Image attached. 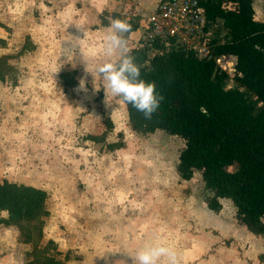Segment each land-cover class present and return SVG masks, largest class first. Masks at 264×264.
Returning a JSON list of instances; mask_svg holds the SVG:
<instances>
[{
    "label": "rangeland",
    "instance_id": "374dc122",
    "mask_svg": "<svg viewBox=\"0 0 264 264\" xmlns=\"http://www.w3.org/2000/svg\"><path fill=\"white\" fill-rule=\"evenodd\" d=\"M89 1L0 0V182L47 192L40 245L64 264H132L131 255L156 243L181 264H264V232L241 223L228 198L211 210L198 170L182 177L184 140L134 128L126 103L107 98L95 73L107 59L110 21L147 14L154 0L138 9L111 1L102 11L83 9ZM255 10L264 12V0ZM215 34L224 39L218 23ZM72 38L81 47L69 60L62 51ZM234 74L224 87L243 90L260 109ZM7 216L0 210V264H28L33 244L2 222Z\"/></svg>",
    "mask_w": 264,
    "mask_h": 264
},
{
    "label": "trees",
    "instance_id": "16d2710c",
    "mask_svg": "<svg viewBox=\"0 0 264 264\" xmlns=\"http://www.w3.org/2000/svg\"><path fill=\"white\" fill-rule=\"evenodd\" d=\"M201 3L208 19L219 24L224 39L213 38L210 58L183 51L149 57L132 48L142 77L156 83L164 100L151 121L126 104L129 119L136 129H161L180 136L185 144L178 170L186 179L195 170L201 173L205 188L212 193L208 207L219 212L221 198H228L241 223L264 232V21L255 17L254 0ZM140 19L137 14L124 20L131 23L132 32L139 28ZM219 55L235 56L234 79L263 103L260 109L243 90L224 87L228 75L217 67ZM0 210L8 213L2 222L17 226L24 241L33 244L28 264H64L55 254H48V245L39 243L48 214L44 189L3 180Z\"/></svg>",
    "mask_w": 264,
    "mask_h": 264
},
{
    "label": "clouds",
    "instance_id": "9594fccd",
    "mask_svg": "<svg viewBox=\"0 0 264 264\" xmlns=\"http://www.w3.org/2000/svg\"><path fill=\"white\" fill-rule=\"evenodd\" d=\"M132 25L119 18L110 21L109 30L104 37L103 54L107 59L99 64L95 73L106 82L108 98L119 97L140 112L145 120L151 121L158 113L164 96L157 90L156 83L142 77V66L136 62L127 38ZM63 48V55L71 59L80 51V39H70ZM87 72L94 73L86 67ZM79 89L87 91L85 78L80 79ZM132 264H181L177 252L162 243L143 247L131 255Z\"/></svg>",
    "mask_w": 264,
    "mask_h": 264
},
{
    "label": "built area",
    "instance_id": "2783aa9c",
    "mask_svg": "<svg viewBox=\"0 0 264 264\" xmlns=\"http://www.w3.org/2000/svg\"><path fill=\"white\" fill-rule=\"evenodd\" d=\"M226 6L230 8L231 4ZM215 26L217 23L208 19L201 0H159L153 10L141 15L137 49L149 57L183 51L210 58V45L217 37ZM215 61L220 72H236L235 56L219 55Z\"/></svg>",
    "mask_w": 264,
    "mask_h": 264
},
{
    "label": "crops",
    "instance_id": "0c3cea01",
    "mask_svg": "<svg viewBox=\"0 0 264 264\" xmlns=\"http://www.w3.org/2000/svg\"><path fill=\"white\" fill-rule=\"evenodd\" d=\"M111 1H115V6H117V3H119L121 0H91L89 1V3H84V6L83 9H97L98 11H102L103 9L106 8L107 5H109L111 3ZM133 2L131 3V1L128 3L130 5H136L134 6L135 8H139V5H142L146 3V1L148 0H132ZM159 0H154L150 5L146 6V8H148L149 11L153 10L155 8V6L157 5V2ZM254 8H255V0H254ZM131 9V8H130ZM125 12H128V14L130 15V10L129 8H125ZM256 12V10H255ZM135 15H137V13H135ZM256 19H259V20H262L264 21V12L262 11H259L258 15H256ZM132 17V16H131ZM129 41L132 43V45L130 46L131 48H137V41L139 39V31L138 29L130 32V34L128 35L127 38H129Z\"/></svg>",
    "mask_w": 264,
    "mask_h": 264
}]
</instances>
